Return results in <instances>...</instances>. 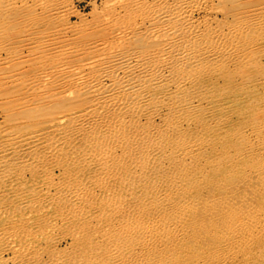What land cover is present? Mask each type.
<instances>
[{
    "label": "rangeland",
    "instance_id": "1",
    "mask_svg": "<svg viewBox=\"0 0 264 264\" xmlns=\"http://www.w3.org/2000/svg\"><path fill=\"white\" fill-rule=\"evenodd\" d=\"M179 3L193 66L129 94L74 81ZM263 16L264 0H0V264H264Z\"/></svg>",
    "mask_w": 264,
    "mask_h": 264
},
{
    "label": "bare ground",
    "instance_id": "2",
    "mask_svg": "<svg viewBox=\"0 0 264 264\" xmlns=\"http://www.w3.org/2000/svg\"><path fill=\"white\" fill-rule=\"evenodd\" d=\"M180 1V0H179ZM182 1V0H181ZM184 1V0H183ZM203 1V0H202ZM230 1V0H229ZM159 3V2H158ZM163 3V2H162ZM144 4V3H143ZM16 5V4H15ZM14 5V6H15ZM115 5V4H114ZM242 5V4H241ZM240 5V6H241ZM181 6H183V5H180V3H179V5H177V6H174V9H172V11H170V9L171 8H169V10H166V11H164V10H162V9H160V10H156V11H154L155 9H153V11H151L150 13H149V17L148 18H151V24H152V26H150L149 28H147L146 27V29H142V28H140L139 29V27H138V29L137 30H133V31H131L130 29H129V31H131V33H132V35H129L128 34V29H126L127 31H125V33L122 31V33H121V36L119 35V37L120 38H124L125 36H126V38L128 37V36H132L131 38H130V41L132 42V41H134V44H133V47L130 49V50H126L125 51V49L123 50V51H118L116 48V50L117 51H114V52H110V50L108 51V52H110L111 54L110 55H108L109 57L107 58V60L106 61H96V62H94V63H99L98 65H100V67L98 68V71H97V73H96V75H94L93 76V74H92V76L90 77L89 76V78H88V76L85 74H83L82 73V71H77V72H75L74 71V74L72 75V77H73V79H74V81L77 83V84H85L84 86H83V88L84 87H90V91L92 90V89H94V88H100V89H102L103 90V93H105V94H108V95H112V94H116V93H125V94H129V93H134V92H136L135 90H144L145 91V89L147 88L146 86L148 85V84H151V83H155V84H157L158 83V85H161L162 83H160V82H163V81H165V77H166V79H167V74H165V76H164V73H163V71L165 72L166 70H170L171 71V73L173 74V73H175V72H173L174 70L176 71H179L180 72V70L183 68V67H185L186 65L188 66H190V65H192L193 66V60H194V58H195V56H197L194 52H193V48L191 47L192 46V44H194V42L192 41V39H193V31H194V29L196 30L197 29V24H194V21H192V19H191V16H192V14H193V12L191 13V10H189V13L187 12V10H186V13L185 12H182L183 11V9H181L182 7ZM186 8V7H185ZM180 9V10H179ZM174 10V11H173ZM22 11V10H21ZM181 11V12H180ZM34 12V11H33ZM49 13V12H48ZM191 13V14H190ZM256 14V13H255ZM134 15V14H133ZM140 17V16H139ZM261 17H262V15H261ZM264 17V16H263ZM150 20V19H149ZM62 21V20H61ZM120 21V20H119ZM252 21V20H251ZM246 22V21H245ZM69 23V22H68ZM67 23V24H68ZM143 23H145V22H143ZM148 23V22H147ZM36 24V23H35ZM103 24V23H102ZM203 24V23H202ZM206 24V23H205ZM226 24V23H225ZM142 25H144V24H142ZM201 25V24H200ZM227 25V24H226ZM252 25H254V24H252ZM135 26V25H134ZM139 26V25H138ZM140 26H141V23H140ZM130 27H132V25L130 26ZM235 27V26H234ZM237 27V26H236ZM128 28V27H127ZM136 28V27H135ZM229 28V27H228ZM231 28V27H230ZM107 29V28H106ZM132 29H133V27H132ZM204 29V28H203ZM249 29V28H248ZM242 30V29H241ZM187 31V33H188V31L190 32V36H188V40H187V37H184V36H180V35H182L183 33H185ZM205 31V30H204ZM223 31V30H222ZM238 31V30H237ZM196 33L198 32L197 30L195 31ZM194 32V33H195ZM67 33V32H66ZM241 33V32H240ZM44 34V33H43ZM180 34V35H179ZM198 34V33H197ZM212 34V33H211ZM215 34H217V33H215ZM237 34V33H236ZM128 35V36H127ZM183 35H186V34H183ZM208 33H207V37H208ZM218 36V35H217ZM223 36V35H222ZM227 36V35H226ZM225 36V37H226ZM149 37H151L153 40H157V43H161L160 45H161V47H159V49L158 50H156L155 49V51L153 50H151V51H147L146 49H144V51L142 50L143 49V47L144 48H147L148 46H150V44L151 43H149V41L147 42V38H148V40H149ZM183 37L185 38V39H183ZM195 38V37H194ZM197 38V37H196ZM218 38V37H217ZM216 38V39H217ZM119 40V39H118ZM153 40L151 41L150 40V42H153ZM155 40V41H156ZM194 40V39H193ZM229 40H231V39H229ZM260 40V39H259ZM46 41V40H45ZM44 41V42H45ZM155 41H154V43H155ZM211 41V39L209 40V42ZM216 41V40H215ZM219 41H220V38H219ZM5 42V41H4ZM104 42V41H103ZM115 42V41H114ZM180 42H181V44H180ZM196 42H197V40H196ZM223 42H225L224 40H223ZM227 42H228V40H227ZM230 42V41H229ZM254 42V41H253ZM190 43H192V44H190ZM212 43V42H211ZM214 43V42H213ZM218 43V42H217ZM231 43V42H230ZM45 44H47V43H45ZM126 44V43H125ZM131 44V45H132ZM203 44H206V43H204V41H203ZM103 45V44H102ZM198 45V44H197ZM221 45V44H220ZM227 45V44H226ZM231 45V44H230ZM119 47H120V45H119ZM215 47V46H214ZM217 47V46H216ZM216 47H215V49H213V48H211V46H209V47H205V45L203 46V51L202 52H204L206 55H213L214 54V52H215V50H216ZM226 47V46H225ZM62 48V47H61ZM154 48V47H153ZM196 48V47H195ZM198 48H199V46H198ZM110 49V48H109ZM112 49V48H111ZM220 49H221V47H220ZM63 50V49H62ZM101 50H102V48H101ZM200 50V49H199ZM112 51V50H111ZM221 51H222V49H221ZM68 52V51H67ZM102 52V51H101ZM107 52V51H106ZM213 52V53H212ZM104 53V52H103ZM199 53V52H198ZM102 54V53H101ZM229 54V53H228ZM227 54V55H228ZM100 55V54H99ZM103 56H104V54H102ZM226 55V54H225ZM61 56V55H60ZM201 56V55H200ZM107 57V56H106ZM103 58V57H102ZM105 58V57H104ZM199 58V57H198ZM46 59V58H45ZM216 59V58H215ZM63 60V59H62ZM93 60V59H92ZM95 60V59H94ZM98 60V59H97ZM201 60V59H200ZM44 61V60H43ZM199 61V60H198ZM214 61V60H213ZM63 62V61H62ZM61 64V63H60ZM89 64H91V63H89ZM97 65V66H98ZM200 65V64H199ZM197 66V65H196ZM196 66H194V67H196ZM190 68V67H189ZM188 68V69H189ZM204 69V68H203ZM54 70V69H53ZM67 70V69H66ZM94 73V74H95ZM166 73V72H165ZM88 74V73H87ZM163 74V75H162ZM191 74V73H190ZM1 75V74H0ZM89 75V74H88ZM152 75H154V76H152ZM193 75V74H192ZM20 76V75H19ZM44 77V76H43ZM138 77H142V78H140V79H138ZM154 77V78H153ZM35 78V77H34ZM214 78V77H213ZM11 79V78H10ZM46 79V78H45ZM67 79V78H66ZM70 79H71V75H70ZM72 79V80H73ZM44 80V79H43ZM107 80H111L112 81V83H113V85L112 86H110L109 88H104V85H105V82H107ZM180 81V80H179ZM168 82V80H166V83ZM188 84V83H187ZM186 84V85H187ZM110 85V84H109ZM165 85V84H164ZM167 85H169V84H167ZM181 85V84H180ZM251 85V84H250ZM107 86V85H106ZM172 86V85H171ZM180 88L182 87V86H179ZM188 87V86H187ZM143 88V89H142ZM145 88V89H144ZM174 88V87H173ZM194 88V87H193ZM31 89V88H30ZM172 89V88H171ZM70 91V90H69ZM134 91V92H133ZM174 91H176V90H174ZM173 91V92H174ZM159 92V91H158ZM162 92V91H161ZM166 92V91H165ZM147 93V92H146ZM152 92H150V94H151ZM175 94H176V92H174ZM205 93V92H204ZM211 93H213V92H211ZM73 94V93H72ZM164 94V93H163ZM165 94H167V93H165ZM202 94V93H201ZM58 95V94H57ZM171 95H172V93H171ZM203 95V94H202ZM127 96V95H126ZM36 97V96H35ZM139 97V96H138ZM150 97H152L151 95H146V102H151V98ZM162 97V99H163V97L164 96H161ZM166 97V96H165ZM144 98V97H143ZM167 98H169V97H167ZM170 98H171V96H170ZM172 98H174V97H172ZM196 98H198V97H195L194 99H196ZM203 98V97H202ZM216 98V97H215ZM158 99H160V98H158ZM32 100V99H31ZM137 99H135V101H136ZM142 100V99H141ZM176 100V99H175ZM211 100H213V99H211ZM40 101V100H39ZM122 101V100H121ZM173 101V100H172ZM216 101V100H215ZM95 102V101H94ZM99 102V101H98ZM124 102V101H123ZM140 102H142V101H140ZM185 102V101H184ZM209 102V101H208ZM104 103V102H103ZM119 103V102H118ZM129 103V102H128ZM177 103V102H176ZM175 103V104H176ZM166 105L168 104V106L170 107V105H169V103H165ZM174 104V105H175ZM209 104V103H208ZM217 104V103H216ZM218 104H220V103H218ZM103 105V104H102ZM140 105V104H139ZM143 105V104H142ZM190 105V104H189ZM211 105V104H210ZM97 106V105H96ZM123 106V105H122ZM128 106V105H127ZM135 105H133V107H134ZM152 106H153V104H152ZM167 106V107H168ZM171 106H173V104L171 105ZM213 106V105H212ZM88 107H89V105H88ZM109 107V106H108ZM149 107V106H148ZM211 107V106H210ZM210 107H208V108H210ZM92 108V107H91ZM98 108V107H97ZM111 108V107H110ZM120 108V107H119ZM127 108V107H126ZM132 108V107H131ZM162 108H163V106H162ZM161 108V109H162ZM174 108H177L176 106H174ZM173 108V109H174ZM206 108V107H205ZM102 109V108H101ZM101 109H98V110H101ZM108 109V108H107ZM133 109V108H132ZM137 109V111H138V108H136ZM148 109V108H147ZM150 109V108H149ZM148 109V110H149ZM170 109V108H169ZM171 109H172V107H171ZM180 109V108H179ZM186 111H189V110H193V107H190V106H187L186 108H184ZM199 109V108H198ZM212 109V108H211ZM258 109V108H257ZM88 110V109H87ZM92 110V109H91ZM96 110V109H95ZM113 110H114V108H113ZM127 110V109H126ZM126 110H124V112L126 111ZM205 110V109H204ZM69 111V110H68ZM81 111V110H80ZM86 111V110H85ZM129 111V110H128ZM136 111V110H135ZM143 111V110H142ZM141 111V112H142ZM144 111H146V110H144ZM143 111V112H144ZM180 111H182V110H180ZM185 111V112H186ZM199 111V110H198ZM203 111V110H202ZM207 111V110H206ZM75 112H77V111H74V113ZM82 112V111H81ZM93 112V111H92ZM119 112V111H118ZM130 112V111H129ZM133 112V111H132ZM169 112H170V110H169ZM173 112V111H172ZM62 113V112H61ZM72 113V112H71ZM90 113L91 112H89V113H82V114H79L78 116V119L79 120H81L80 122H82V124H85L86 125V120H90L91 119V121H92V115H90ZM94 113V112H93ZM95 113H97V112H95ZM94 113V114H95ZM104 113V112H103ZM109 113V112H108ZM108 113H106V114H108ZM117 113V112H116ZM127 113V112H126ZM139 113V112H138ZM145 113V112H144ZM149 114H150V111L148 112ZM155 113V112H154ZM174 113V112H173ZM181 113V112H180ZM196 113V112H195ZM194 113V114H195ZM77 114H78V112H77ZM92 114V113H91ZM149 114H147V116H149ZM169 114V113H168ZM167 114V115H168ZM170 114H171V112H170ZM178 114V113H177ZM183 113H181V115H182ZM189 114V113H188ZM188 114H187V116H188ZM202 114H204L203 112H202ZM61 115V114H60ZM59 115V116H60ZM64 115H66V114H64ZM101 115H102V113H101ZM118 115V114H117ZM143 115V114H142ZM174 115V114H173ZM180 115V116H181ZM190 115H192V113L190 114ZM196 115V114H195ZM194 115V116H195ZM198 115V114H197ZM206 115H208V114H206ZM38 116V115H37ZM58 116V117H59ZM72 116V115H71ZM122 116V115H121ZM121 116H120V118H121ZM131 116V115H130ZM141 116V115H140ZM178 116H179V114H178ZM179 116V117H180ZM194 116L192 115V117L194 118ZM57 117V116H56ZM63 117H65V116H63ZM70 117V116H69ZM93 117H95V116H93ZM125 117V116H124ZM123 117V118H124ZM132 117H133V115H132ZM131 117V118H132ZM136 117H137V115H136ZM136 117H133V118H135V120H137V118ZM179 117H178V119H179ZM183 117V116H182ZM185 117H186V115H185ZM191 117V116H190ZM198 117V116H197ZM66 118H67V116H66ZM65 118V119H66ZM76 118V117H75ZM90 118V119H89ZM123 118H122V120H123ZM151 118H152V116H151ZM168 118V117H167ZM43 119V118H42ZM46 119V118H45ZM61 119V118H60ZM63 119V118H62ZM61 119V120H62ZM64 119V120H65ZM95 119L97 120V117H95ZM170 119H172V118H170ZM170 119H168V120H170ZM182 119V118H181ZM184 119V118H183ZM189 119V118H188ZM191 119V118H190ZM189 119V120H190ZM44 120V119H43ZM60 120V121H61ZM68 120H71V119H68ZM76 120V119H75ZM119 120V119H118ZM133 121H134V119H132ZM131 120V121H132ZM186 120V119H185ZM184 120V121H185ZM188 120V121H189ZM55 121V120H54ZM72 121V120H71ZM77 121V120H76ZM172 120H170V122H171ZM175 121V119L173 120V122ZM183 121V122H184ZM202 121V120H201ZM205 121V120H204ZM48 122H51V121H49L48 120ZM62 122V121H61ZM75 122V121H74ZM107 122V121H106ZM105 122V123H106ZM114 122V121H113ZM123 122V121H122ZM127 123H125V125H127V124H130V122H128V121H126ZM178 122V121H177ZM187 122V121H186ZM191 123H192V120L190 121ZM57 123V122H56ZM67 123V122H66ZM108 123V122H107ZM109 123H111L112 124V122H110L109 121ZM108 123V124H109ZM137 123H138V121H137ZM51 124V123H50ZM59 124V123H58ZM75 125H76V122L74 123ZM81 124V123H80ZM81 124V125H82ZM100 124V123H99ZM114 124V123H113ZM116 124V123H115ZM120 124V122L118 123V124H116V125H119ZM124 124V123H123ZM134 124V123H133ZM153 124H155V123H153ZM188 124V123H187ZM258 124H259V121H258ZM64 125V124H63ZM90 125H92V124H90ZM116 125H112L114 128H116ZM137 125V124H136ZM135 125V126H136ZM149 125H152V124H149ZM176 125V124H175ZM79 126V125H78ZM122 126L123 125H121V128H122ZM131 126V125H130ZM134 126V127H135ZM141 126H143V125H141ZM173 126V125H172ZM181 126H183L182 124H181ZM76 127V126H75ZM83 127V126H82ZM103 127H105V125L103 126ZM102 127V128H103ZM106 127H107V125H106ZM124 127V126H123ZM136 127H138V125L136 126ZM179 127H180V125H179ZM77 128V127H76ZM75 128V129H76ZM79 128H81V126L79 127ZM139 128H141L140 126H139ZM164 128V127H163ZM227 128V127H226ZM36 129V128H35ZM50 129V128H49ZM59 129V128H58ZM61 129V128H60ZM63 129H64V126H63ZM73 129H74V127H73ZM125 129V128H124ZM123 129V130H124ZM132 129V128H131ZM184 129V128H183ZM53 130V129H52ZM56 130V129H55ZM62 130V129H61ZM94 130V129H93ZM113 130L114 129H112L111 131L113 132ZM130 130V129H129ZM135 130V128L133 129V131ZM57 131V130H56ZM95 131V130H94ZM97 131H98V129H97ZM109 131V130H108ZM118 131H120V130H118ZM132 131V132H133ZM139 131V130H138ZM57 132H59V130L57 131ZM127 132H128V130H127ZM137 132V131H136ZM136 132H135V134H136ZM140 132V131H139ZM148 132V131H147ZM151 132V131H150ZM179 132V131H178ZM95 133V132H94ZM97 133H99V131L97 132ZM97 133H95V135L97 134ZM102 133H103V131H102ZM119 133V132H118ZM129 133V132H128ZM172 133V132H171ZM181 133V132H180ZM207 133V132H206ZM34 134V133H33ZM104 134V133H103ZM112 134V133H111ZM111 134H109V135H111ZM36 136H37V134H35ZM35 135H33V136H31V134H30V137H31V139H32V141H36V136ZM94 135V136H95ZM100 135V134H99ZM117 135V134H116ZM119 135V134H118ZM122 135H124V134H121V137H122ZM141 135V134H140ZM150 135V134H149ZM156 135V134H155ZM166 135V134H165ZM169 135V134H168ZM172 135V134H171ZM39 136H40V133H39ZM104 136H106L105 134H104ZM112 136V135H111ZM114 136V135H113ZM129 136V135H128ZM134 136H139V135H134ZM92 137V139L91 140H93V142H94V137L93 136H91ZM90 137V138H91ZM97 137V136H96ZM96 137H95V140H96ZM107 137V136H106ZM116 137V136H115ZM126 137V136H125ZM13 138V137H12ZM25 138V137H24ZM108 138V137H107ZM107 138H106V140H107ZM110 138V137H109ZM111 138H113V137H111ZM120 138V137H119ZM124 138V137H123ZM137 138V137H136ZM135 138V139H136ZM22 139V138H21ZM29 139V138H28ZM27 139V140H28ZM122 139V138H121ZM127 139V138H126ZM128 139H130V138H128ZM139 139V138H138ZM162 139V138H161ZM14 140H18L17 138L16 139H14ZM24 140H26V139H24ZM26 140V141H27ZM90 140V139H89ZM90 140V141H91ZM102 141H103V139H101ZM105 140V138H104V141H106ZM115 140V139H114ZM120 140V139H119ZM125 140V139H124ZM123 140V141H124ZM146 140V139H145ZM150 140V139H149ZM152 140H154V142H155V139H152ZM157 140H158V138H157ZM156 140V142L159 144L160 143V141L158 142ZM165 140V139H164ZM180 140V139H179ZM20 141V140H19ZM31 141V143H33ZM109 141V140H108ZM107 141V142H108ZM117 141V140H116ZM126 141V140H125ZM137 141H140V139L139 140H137ZM202 141V140H201ZM106 142V143H107ZM121 142H122V140H121ZM129 142V141H128ZM131 142V141H130ZM129 142V143H130ZM133 142L135 143V141L133 140ZM153 142V143H154ZM155 142V143H156ZM164 141H162V143H163ZM99 143H100V141H99ZM132 143V142H131ZM139 143V142H138ZM157 143H156V145H157ZM181 143V142H180ZM186 143V142H185ZM29 144H30V142H29ZM103 144H104V142H103ZM102 144V145H103ZM109 144V143H108ZM108 144H106L107 146H108ZM113 144V143H112ZM125 144H127V143H125ZM187 144V143H186ZM97 145V144H96ZM100 145V144H99ZM102 145H101V148H102ZM110 145V144H109ZM117 145V142H116V144L114 145V146H116ZM130 145H132V144H130ZM133 145H136V143L135 144H133ZM144 145V144H143ZM148 146H149V143L147 144ZM152 145H154V144H152ZM160 145H161V143H160ZM182 145V144H181ZM119 146V145H118ZM147 146V147H148ZM162 146V145H161ZM175 146H177V145H175ZM192 146V145H191ZM124 147V146H123ZM146 147V148H147ZM184 147V146H183ZM21 148V147H20ZM127 148V147H126ZM135 148V147H134ZM134 148H132V149H134ZM158 148V147H157ZM160 148V147H159ZM176 148V147H175ZM178 148H179V146H178ZM184 148H186V147H184ZM188 148V147H187ZM186 148V149H187ZM100 149V148H99ZM103 149H104V146H103ZM106 149V148H105ZM171 149V148H170ZM127 150V149H126ZM135 150V149H134ZM143 150V149H142ZM141 150V151H142ZM154 150H155V148H154ZM176 150V149H175ZM179 150V149H178ZM177 150V151H178ZM108 151V150H107ZM111 151V150H110ZM102 152V151H101ZM104 152V151H103ZM102 152V153H103ZM106 152V151H105ZM135 152V151H134ZM137 152H138V150H137ZM143 152V151H142ZM147 152V151H146ZM111 152H108V155L110 154ZM139 153V152H138ZM137 153V154H138ZM145 153V152H144ZM155 153H157V152H155ZM179 153V152H178ZM105 154V153H104ZM136 154V153H135ZM150 155H151V153H149ZM168 155L167 156H169V153H167ZM141 155H143V154H141ZM141 155H139V156H141ZM147 154H145V156H146ZM166 155V154H165ZM164 155V156H165ZM171 155V154H170ZM76 156V155H75ZM111 155H109V157H110ZM139 156H137V158L139 157ZM148 156V155H147ZM155 158H156V156H154ZM170 157V156H169ZM140 158V157H139ZM138 158V159H139ZM142 158V157H141ZM145 158V157H144ZM184 158V157H183ZM173 159V158H172ZM1 160V159H0ZM146 160H147V157H146ZM159 160V159H158ZM178 160H179V158H178ZM145 161V160H144ZM152 161V160H151ZM157 161V160H156ZM137 162V161H136ZM153 162V161H152ZM161 162V161H160ZM143 163V162H142ZM146 163H148V162H145L144 164H146ZM150 164H151V162H149ZM155 163H157V162H155ZM159 163V162H158ZM153 164V163H152ZM147 165V164H146ZM146 165H145V167H146ZM138 166V165H137ZM154 167H155V165H154ZM19 169V168H18ZM10 171V170H9ZM151 171V170H150ZM264 173V172H263ZM146 174V173H145ZM144 175V174H143ZM141 181H142V179H141ZM124 183V182H123ZM138 183V182H137ZM104 184V183H103ZM68 185V184H67ZM100 185V184H99ZM79 189V188H78ZM89 189V188H88ZM80 190V189H79ZM78 190V191H79ZM77 191V192H78ZM74 192H75V190H74ZM73 192V193H74ZM81 192H82V190H81ZM72 194V193H71ZM77 194V193H76ZM80 194V193H79ZM65 195H67V194H65ZM67 196H69V195H67ZM75 196V195H74ZM74 196H70V197H74ZM78 196V195H77ZM80 196V195H79ZM66 197V196H65ZM75 198V197H74ZM73 198V199H74ZM66 199L68 200V198L66 197ZM81 199V198H80ZM77 200H78V198H77ZM76 200V198H75V201H77ZM73 201V200H72ZM80 201V200H79ZM112 202V201H111ZM75 203V202H74ZM79 203V202H78ZM110 203V202H109ZM108 203V204H109ZM192 203V202H191ZM112 205V204H111ZM113 206V205H112ZM87 208V207H86ZM45 209V208H44ZM89 211V210H88ZM254 214V213H253ZM136 222V221H135ZM140 222H141V220H140ZM237 223V222H236ZM89 224V223H88ZM133 224V223H132ZM131 224V225H132ZM150 224H152V223H150ZM136 225V224H135ZM153 225V224H152ZM236 225V224H235ZM138 226V225H137ZM237 226V225H236ZM132 227V226H131ZM54 228V227H53ZM149 228V227H148ZM169 228V227H168ZM243 228V227H242ZM47 229V228H46ZM147 229V228H146ZM152 230V229H151ZM248 230V229H247ZM153 233V232H152ZM247 234V233H246ZM131 236H134V235H131ZM149 237V236H148ZM243 242V241H242ZM150 244V243H149ZM137 247V246H136ZM125 248H127V247H125ZM133 248V247H132ZM129 249V248H128ZM144 249V248H143ZM127 250V249H126ZM139 250V249H138ZM127 252V251H126ZM112 256H113V254H111ZM112 256H110L111 258H112ZM113 259V258H112ZM264 259V258H263ZM118 260V259H117ZM120 260V259H119ZM114 261V260H113Z\"/></svg>",
    "mask_w": 264,
    "mask_h": 264
}]
</instances>
